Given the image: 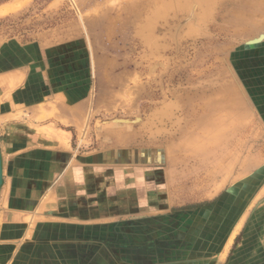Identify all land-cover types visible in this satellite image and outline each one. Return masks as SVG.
Returning <instances> with one entry per match:
<instances>
[{"label": "rangeland", "instance_id": "rangeland-1", "mask_svg": "<svg viewBox=\"0 0 264 264\" xmlns=\"http://www.w3.org/2000/svg\"><path fill=\"white\" fill-rule=\"evenodd\" d=\"M150 1L0 0V71L24 88L0 82V112L17 103L0 117L4 165L35 132L125 147L137 157L109 168L147 172V206L128 212L158 223L102 261L264 264V0H214L206 15L157 0L147 27ZM59 90L88 97L80 125L46 100Z\"/></svg>", "mask_w": 264, "mask_h": 264}, {"label": "crops", "instance_id": "crops-1", "mask_svg": "<svg viewBox=\"0 0 264 264\" xmlns=\"http://www.w3.org/2000/svg\"><path fill=\"white\" fill-rule=\"evenodd\" d=\"M22 78L21 71H0L1 84L14 83L15 93L24 89ZM53 92L46 100L59 99L57 115L68 120V125H80L88 97L76 99L68 91ZM12 107L0 112V117L10 115ZM64 132L23 137L17 149L8 153L7 166L3 162L0 264H109L99 257L110 258L115 250L130 249V237H144L146 226L158 223L155 217L128 212L136 204L147 206L146 170L109 168L115 162L126 164L136 153L128 157L130 151L119 146L84 152L76 149L72 133ZM113 136L121 138L122 134ZM0 149L3 160L1 141ZM260 242L264 245V234ZM161 245L162 241L155 248Z\"/></svg>", "mask_w": 264, "mask_h": 264}, {"label": "bare ground", "instance_id": "bare-ground-1", "mask_svg": "<svg viewBox=\"0 0 264 264\" xmlns=\"http://www.w3.org/2000/svg\"><path fill=\"white\" fill-rule=\"evenodd\" d=\"M158 1L157 0H151L150 3L148 4V11H147L148 15L146 17V25H147V27H151V25L153 24V21L155 20V18L157 16H159V15L164 13V12H162V9L158 10L160 8V6L158 8V5L162 4V2H158ZM160 1H162V0H160ZM192 1H193V3L195 2V5H196V7H194V10L192 11V13H191V10L193 9V7L191 8V6H190L191 10L189 11V13H191L192 15L195 14V10L196 9L198 10V8L200 6L202 7V11H203L204 15H206V12L210 11L212 6L215 3L214 0H199L200 2L198 0H192ZM185 2L186 1H184V0H167V1H165V3H167V4L165 5L164 11H166V10H174V9L175 10H183V11H184V9L187 10V4ZM149 5H151L154 8H150ZM155 7L157 8L156 10H154Z\"/></svg>", "mask_w": 264, "mask_h": 264}, {"label": "water", "instance_id": "water-1", "mask_svg": "<svg viewBox=\"0 0 264 264\" xmlns=\"http://www.w3.org/2000/svg\"><path fill=\"white\" fill-rule=\"evenodd\" d=\"M4 171H3V160H2V152L0 149V190L3 185Z\"/></svg>", "mask_w": 264, "mask_h": 264}]
</instances>
